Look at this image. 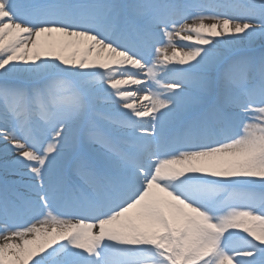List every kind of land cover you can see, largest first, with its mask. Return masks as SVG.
Returning a JSON list of instances; mask_svg holds the SVG:
<instances>
[{"label":"snow or ice","instance_id":"6c2138e0","mask_svg":"<svg viewBox=\"0 0 264 264\" xmlns=\"http://www.w3.org/2000/svg\"><path fill=\"white\" fill-rule=\"evenodd\" d=\"M0 264H264V0H0Z\"/></svg>","mask_w":264,"mask_h":264},{"label":"rangeland","instance_id":"374dc122","mask_svg":"<svg viewBox=\"0 0 264 264\" xmlns=\"http://www.w3.org/2000/svg\"><path fill=\"white\" fill-rule=\"evenodd\" d=\"M212 21H206V23H211ZM188 23H192V20L190 19V20H188ZM177 43H180L178 40H177Z\"/></svg>","mask_w":264,"mask_h":264}]
</instances>
